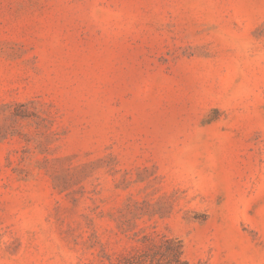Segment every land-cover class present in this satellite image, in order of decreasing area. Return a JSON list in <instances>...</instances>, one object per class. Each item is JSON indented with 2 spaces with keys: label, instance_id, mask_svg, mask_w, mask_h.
Masks as SVG:
<instances>
[{
  "label": "rangeland",
  "instance_id": "rangeland-1",
  "mask_svg": "<svg viewBox=\"0 0 264 264\" xmlns=\"http://www.w3.org/2000/svg\"><path fill=\"white\" fill-rule=\"evenodd\" d=\"M145 254L264 264V0H0V264Z\"/></svg>",
  "mask_w": 264,
  "mask_h": 264
},
{
  "label": "trees",
  "instance_id": "trees-1",
  "mask_svg": "<svg viewBox=\"0 0 264 264\" xmlns=\"http://www.w3.org/2000/svg\"><path fill=\"white\" fill-rule=\"evenodd\" d=\"M155 257L156 255H147L145 254V256L143 257H127L124 259V261L120 264H155ZM159 262V260H158ZM160 263V262H159ZM166 264H183L182 262L179 261V259L176 257L174 258V260H170L168 261Z\"/></svg>",
  "mask_w": 264,
  "mask_h": 264
}]
</instances>
